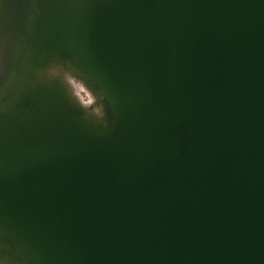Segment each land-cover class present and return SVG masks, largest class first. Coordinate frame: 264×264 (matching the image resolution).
Instances as JSON below:
<instances>
[{"label":"water","instance_id":"obj_1","mask_svg":"<svg viewBox=\"0 0 264 264\" xmlns=\"http://www.w3.org/2000/svg\"><path fill=\"white\" fill-rule=\"evenodd\" d=\"M0 39V264H264V0H0Z\"/></svg>","mask_w":264,"mask_h":264},{"label":"rangeland","instance_id":"obj_2","mask_svg":"<svg viewBox=\"0 0 264 264\" xmlns=\"http://www.w3.org/2000/svg\"><path fill=\"white\" fill-rule=\"evenodd\" d=\"M81 82H79L78 80H75L72 82V88L75 92H77L76 94L79 95L80 99L82 100V102H84L87 105H90V103L93 102V98L91 97V95L88 93V91L86 92V88L84 86V84H80ZM79 85V86H78ZM85 91V92H84ZM81 94H80V93ZM89 94V95H88ZM90 98V99H89ZM86 100V102H85ZM90 100V101H89Z\"/></svg>","mask_w":264,"mask_h":264},{"label":"bare ground","instance_id":"obj_3","mask_svg":"<svg viewBox=\"0 0 264 264\" xmlns=\"http://www.w3.org/2000/svg\"><path fill=\"white\" fill-rule=\"evenodd\" d=\"M65 78L67 79V81H69V79H70L67 75L65 76ZM80 84H81V83H80ZM78 86H79V85H78ZM76 93H77V92H76ZM79 93H80V92H79ZM80 94H81V93H80ZM88 95H89V94H88ZM89 99H90V98H89ZM82 100H83V99H82ZM89 101H90V100H89ZM85 102H86V100H85Z\"/></svg>","mask_w":264,"mask_h":264},{"label":"snow or ice","instance_id":"obj_4","mask_svg":"<svg viewBox=\"0 0 264 264\" xmlns=\"http://www.w3.org/2000/svg\"><path fill=\"white\" fill-rule=\"evenodd\" d=\"M0 45H2V39H0Z\"/></svg>","mask_w":264,"mask_h":264}]
</instances>
